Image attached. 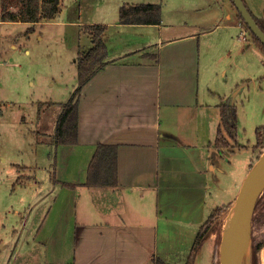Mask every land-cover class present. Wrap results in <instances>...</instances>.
<instances>
[{
  "label": "crops",
  "instance_id": "crops-1",
  "mask_svg": "<svg viewBox=\"0 0 264 264\" xmlns=\"http://www.w3.org/2000/svg\"><path fill=\"white\" fill-rule=\"evenodd\" d=\"M81 1L60 0L57 14L49 20H0V25L24 24L23 33L29 38L38 26L58 22L57 17L69 13L72 18L63 21V27H71L76 39L75 81L69 97L77 85L78 54L92 46L84 26H107L103 34L107 61L75 97V144L53 143L59 102H37L36 136L46 146L49 160L46 186L38 190L43 181L34 180V199L19 228L14 227L16 218L8 226L2 224L10 244L0 249V264L183 263L198 227L213 209L231 202L223 195L227 184L222 180L227 174L223 158L237 147L228 153L230 146H216L215 139L221 130L228 142L222 105H234L243 86L234 79L226 91L215 76V66L228 85L233 80L228 77L231 66L243 63V45L259 49L245 35L231 0H200L169 22L161 11L159 24H121L118 19L82 23ZM243 1L253 15L254 10L258 17L264 13V0L260 5ZM135 3L154 2L123 0L119 7ZM83 35L87 40L80 43ZM1 40L0 35V56ZM8 41L16 48L14 40ZM46 107L55 116L46 117L48 126L41 131L38 126L44 124L41 114ZM99 143L116 146V185L84 184ZM15 165L17 182L29 187L32 165ZM12 214L21 212L14 209ZM206 245L195 264L206 259ZM14 252L21 254L11 260ZM213 260L212 256L211 264Z\"/></svg>",
  "mask_w": 264,
  "mask_h": 264
},
{
  "label": "rangeland",
  "instance_id": "rangeland-1",
  "mask_svg": "<svg viewBox=\"0 0 264 264\" xmlns=\"http://www.w3.org/2000/svg\"><path fill=\"white\" fill-rule=\"evenodd\" d=\"M69 0H64V3ZM150 1L161 3L162 14L166 19L180 18L187 14L193 5L200 3V0H130ZM257 5L261 0H251ZM80 10L82 23H97L98 21L116 22L118 19L119 3L123 0H83ZM211 2H214L212 0ZM208 3V2H207ZM213 4V3H212ZM252 4V3H251ZM250 4V7H252ZM235 8V7H234ZM255 17L262 19L264 13ZM69 13L64 12L57 17L58 22L51 21L38 26L33 34L27 38L22 23H3L0 25V35L3 44L0 56V249L10 244L7 228L3 229L2 224L7 226L18 219L14 227L19 228V220L26 214V206L34 199L35 181L42 185L41 190L46 186L45 175H48L49 160L46 159V146L39 143L36 136V119L40 114L37 111L38 101L65 102L69 98L71 83L74 82L75 69L73 56L76 51V39L72 38L73 29L63 27V21H68ZM245 35L248 34L250 41L259 49L245 43L243 45V63L231 66L228 71L230 80L228 85L223 75L215 66L220 77V86L228 88L236 79L243 88L235 97L233 106L236 115L235 139L229 137V153L234 146L237 147L234 153L224 156L223 166L227 169L223 181L227 182L223 195L227 201L233 202L236 198L241 183L248 173L249 168L255 163L263 151L264 137L262 134L257 138L256 129L264 126V51L257 45L252 35L244 27ZM40 35V38L37 36ZM73 35V36H72ZM71 38H70V37ZM8 40H14L16 48L10 47ZM86 37H81L80 43L86 42ZM75 46V47H74ZM24 49L29 52L25 53ZM225 63H230L226 61ZM73 79V80H72ZM235 83V82H234ZM76 85V84H75ZM234 87V86H232ZM230 94V90L228 92ZM228 94V95H229ZM50 105V103H47ZM48 108V109H47ZM40 109V108H39ZM55 110L56 107H53ZM46 112L41 114L45 118L44 124L39 125L41 131L46 130V117L53 120L54 112L45 108ZM41 111V110H40ZM244 144V145H243ZM239 147V148H238ZM252 148L254 150L252 151ZM26 162L32 165L30 174L33 183L26 184L17 182L14 164ZM249 167V168H248ZM259 210L264 208V189ZM27 201V202H25ZM25 202V203H22ZM42 207H47V203ZM18 209L21 214L13 217L12 211ZM233 207H230L215 222L213 230L205 239L207 252L206 259L203 254L201 264H211V258L216 252L212 264L220 263L219 244L222 234L229 225ZM32 217H35L34 214ZM218 236V239L216 237ZM249 250L241 256V264H251L252 242L259 244L258 264H264V212L251 220L249 226ZM203 243V244H204ZM202 244V245H203ZM209 246V247H208ZM204 253V252H202ZM21 253L14 252L11 260H16Z\"/></svg>",
  "mask_w": 264,
  "mask_h": 264
},
{
  "label": "trees",
  "instance_id": "trees-1",
  "mask_svg": "<svg viewBox=\"0 0 264 264\" xmlns=\"http://www.w3.org/2000/svg\"><path fill=\"white\" fill-rule=\"evenodd\" d=\"M59 1L60 0H0V20L29 23L49 20L54 18L57 14ZM237 14L243 26L247 28L257 45L264 51V45L249 30L241 15L238 12ZM253 17L264 32V16L262 19L254 15ZM160 21L161 5L159 3L122 4L118 9V22L121 24H159ZM84 29L90 34L92 46L87 51L78 54L76 60L77 85L67 101L59 103L61 110L56 119L53 134L54 145L75 144L77 142L78 104L75 97L93 73L101 68L107 61V49L103 38L107 26L105 24H90L84 26ZM222 121L225 133L236 140V115L232 105L225 103L222 105ZM256 134L257 138L260 134L264 137V126L257 127ZM215 145L228 146L221 130L217 132ZM252 150H254V148H252ZM116 183V146L113 144L99 143L96 145L95 151L88 163L86 181L84 184L87 186H103L116 185ZM262 197L263 194L258 198L255 204L252 221L264 212V208L259 210ZM231 205L232 202L218 206L211 211L206 220L198 227L190 250L184 262L180 264H195L197 253L205 239L216 231L213 230L216 220L225 213ZM216 239H218V236ZM260 247L259 244L252 242L251 264H258L257 253ZM215 257L216 252L213 254L214 260ZM157 262L158 264H165L160 260Z\"/></svg>",
  "mask_w": 264,
  "mask_h": 264
},
{
  "label": "water",
  "instance_id": "water-1",
  "mask_svg": "<svg viewBox=\"0 0 264 264\" xmlns=\"http://www.w3.org/2000/svg\"><path fill=\"white\" fill-rule=\"evenodd\" d=\"M237 12L249 30L264 45V32L259 27L252 13L243 0H231ZM264 189V149L255 163L249 168L243 179L236 198L231 207L232 214L226 231L219 244L220 264H241V256L236 246L237 236L246 223L248 234L255 204Z\"/></svg>",
  "mask_w": 264,
  "mask_h": 264
},
{
  "label": "bare ground",
  "instance_id": "bare-ground-1",
  "mask_svg": "<svg viewBox=\"0 0 264 264\" xmlns=\"http://www.w3.org/2000/svg\"><path fill=\"white\" fill-rule=\"evenodd\" d=\"M250 238L247 230L246 223L242 226L240 233L237 236L236 246L240 256L247 253L249 250Z\"/></svg>",
  "mask_w": 264,
  "mask_h": 264
}]
</instances>
